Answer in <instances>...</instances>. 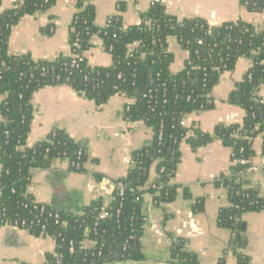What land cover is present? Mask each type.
Masks as SVG:
<instances>
[{"label": "trees", "instance_id": "trees-1", "mask_svg": "<svg viewBox=\"0 0 264 264\" xmlns=\"http://www.w3.org/2000/svg\"><path fill=\"white\" fill-rule=\"evenodd\" d=\"M56 1L16 0L12 8L0 9V225L51 237L54 250L45 254L46 264L145 260L140 236L148 168L156 163V177L147 189L154 204L171 202L176 195L172 179L180 161V143L185 141L194 151L217 139L230 148L231 161L229 173L214 180L216 187L226 189L229 201L219 211L218 224L231 229L240 242L242 223L236 216L264 211V188L246 187L241 179L251 166L252 140L259 134L264 155V99L258 95V88L264 85V29L240 19L219 25H210L201 17L179 19L157 0L139 14L138 24L124 26L121 15L113 14L98 26L94 0H69L76 8L69 24V55L34 60L29 54L10 53L7 42L12 28L24 15L46 11ZM241 4L250 12L264 10V0H242ZM118 10H122L121 4ZM94 35L111 55V65L91 66L84 57H73L89 49ZM171 36L187 52L183 68L176 73L170 71L174 57L166 42ZM133 44L137 46L130 50ZM239 58L250 59L251 66L235 83L229 102L244 110L242 121L219 123L212 133L181 125L184 115L212 108V88L223 72L234 69ZM57 85L69 86L96 105L115 94L123 95L132 100L125 104L123 118L140 121L152 132L148 144L130 153L126 174L112 181L124 189L121 194L117 189L112 192L108 206L100 196L75 214L56 203L39 202L27 190L32 171L48 169L57 158L68 160L69 171L84 172L86 150L63 129L54 128L44 139L26 145L34 93ZM94 177L104 179L98 173ZM184 196L190 197L186 188ZM202 209L200 200L194 210ZM100 212L105 214L103 218ZM86 239L94 242L91 249L83 247ZM168 251L174 264H200L183 238L172 239ZM235 256L237 264H250L249 256L241 252Z\"/></svg>", "mask_w": 264, "mask_h": 264}, {"label": "crops", "instance_id": "crops-1", "mask_svg": "<svg viewBox=\"0 0 264 264\" xmlns=\"http://www.w3.org/2000/svg\"><path fill=\"white\" fill-rule=\"evenodd\" d=\"M154 0H94L95 23L104 25L113 14L122 17L124 26L140 22L139 14ZM166 12L177 18L201 17L210 25L242 20L264 29V10L250 12L242 0H157ZM16 0H0V9L12 8ZM122 10H118V5ZM76 11L69 0H57L46 11L24 15L10 32L7 48L10 53L29 54L34 60H52L59 55H69V24ZM167 48L173 54L170 71L183 68L187 52L182 50L175 37H168ZM91 46L83 52L91 66H109L111 55L106 52L96 35ZM133 44L129 49H133ZM251 66L248 58H239L232 71L223 72L212 88V108L185 115V126L197 127L212 133L219 123H240L244 110L229 102L230 92L236 82ZM264 99V85L258 88ZM2 96H0V101ZM132 100L120 94L111 96L104 104L77 94L67 85L46 86L33 95V116L26 145L32 146L44 139L54 128L63 129L86 150L84 172L69 171L67 159H55L48 169L32 171L28 192L39 202L56 203L61 209L75 214L82 213L97 197L108 206L110 195L108 181L123 177L129 168V155L148 144L151 130L142 122L123 118L125 104ZM1 120V117H0ZM254 155L251 166L241 179L245 186L264 188V155L262 134L252 140ZM180 161L172 183L177 186L173 201L156 206L153 194L147 191L156 177V163L148 168V179L143 187L142 213L145 216L140 242L145 260L172 263L168 251L172 239L186 240L188 250L194 252L200 264H237L236 252L250 257V264H264V211L245 212L240 215V242H236L231 229L218 224L221 208L229 206L227 191L216 187L214 180L229 173L230 148L220 140L192 150L182 141ZM104 177L97 181L94 174ZM106 181V182H105ZM187 189L189 198L184 196ZM203 201L200 212L194 210L196 202ZM232 239L234 243L232 245ZM87 249L94 246L84 240ZM54 250L51 237L34 236L28 230L0 225V264H42L45 254Z\"/></svg>", "mask_w": 264, "mask_h": 264}, {"label": "built area", "instance_id": "built-area-1", "mask_svg": "<svg viewBox=\"0 0 264 264\" xmlns=\"http://www.w3.org/2000/svg\"><path fill=\"white\" fill-rule=\"evenodd\" d=\"M118 8H119V5H118ZM74 58H78L79 60H81L84 56H83V54L82 55H74L73 56ZM185 115L182 117V119H181V125H183L184 127H186L185 126ZM78 166V165H77ZM102 181V180H101ZM106 182V181H105ZM109 183H108V185H109V188H104V193H108L109 195H110V200L112 199V192L114 191V190H118L119 191V193L121 194L122 192H123V189H124V186L121 184V183H114V182H112V181H108ZM105 216V214L103 213V212H100V214H99V217L100 218H103ZM55 217H57V215L55 216ZM5 225H7V224H5ZM10 226V225H9ZM12 227H15V228H18L17 226H12ZM45 237H49V236H45ZM52 239V238H51ZM88 240V239H87ZM92 241V240H91ZM54 243V242H53ZM82 245H83V242H82ZM83 247H84V245H83ZM69 250L70 251H72L73 250V246H72V243H70V248H69ZM54 255L57 257V258H59L60 257V254H57V253H54ZM42 264H46V261H45V259H44V262L42 263Z\"/></svg>", "mask_w": 264, "mask_h": 264}, {"label": "water", "instance_id": "water-1", "mask_svg": "<svg viewBox=\"0 0 264 264\" xmlns=\"http://www.w3.org/2000/svg\"><path fill=\"white\" fill-rule=\"evenodd\" d=\"M251 58H253V56H251ZM236 218L239 219L240 216L237 215ZM241 227L244 228V225H242ZM233 243H234V239H232V245ZM110 264H174V263L142 260V261H122V262H115Z\"/></svg>", "mask_w": 264, "mask_h": 264}]
</instances>
